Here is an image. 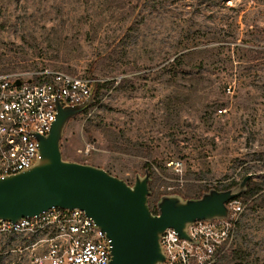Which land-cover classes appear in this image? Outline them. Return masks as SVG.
<instances>
[{
  "label": "rangeland",
  "instance_id": "rangeland-1",
  "mask_svg": "<svg viewBox=\"0 0 264 264\" xmlns=\"http://www.w3.org/2000/svg\"><path fill=\"white\" fill-rule=\"evenodd\" d=\"M42 69L101 84L64 160L188 199L250 175L215 264H264V0H0V74ZM35 244L0 235V264Z\"/></svg>",
  "mask_w": 264,
  "mask_h": 264
},
{
  "label": "water",
  "instance_id": "water-1",
  "mask_svg": "<svg viewBox=\"0 0 264 264\" xmlns=\"http://www.w3.org/2000/svg\"><path fill=\"white\" fill-rule=\"evenodd\" d=\"M93 91L94 85L88 98L78 105H63L55 99L56 115L50 130L35 136L38 157L34 164L0 179V221L15 223L38 217L53 207L78 209L93 220L100 236L110 241V264H159L165 258L160 237L166 229L189 240L188 225L228 219L227 203L246 193L250 175L234 187L210 189L195 199L163 195L153 214L148 205V169L143 176L136 174L133 184L128 185L99 167L64 160L60 146L66 126L93 104Z\"/></svg>",
  "mask_w": 264,
  "mask_h": 264
},
{
  "label": "built area",
  "instance_id": "built-area-1",
  "mask_svg": "<svg viewBox=\"0 0 264 264\" xmlns=\"http://www.w3.org/2000/svg\"><path fill=\"white\" fill-rule=\"evenodd\" d=\"M95 83L90 77L49 69L0 74V179L34 164L38 157L35 136L50 130L56 115L55 99L67 106L81 104ZM227 207V220L188 225L189 240L166 229L160 237L165 258L159 264H215L241 212L237 198ZM21 234L34 236L39 248L30 264H110L112 259L110 241L102 238L93 220L78 209L53 207L38 217L15 223L0 221V235Z\"/></svg>",
  "mask_w": 264,
  "mask_h": 264
},
{
  "label": "trees",
  "instance_id": "trees-1",
  "mask_svg": "<svg viewBox=\"0 0 264 264\" xmlns=\"http://www.w3.org/2000/svg\"><path fill=\"white\" fill-rule=\"evenodd\" d=\"M185 55H182L181 57H177V60L179 59H183ZM100 88H101V84L99 83H95L94 85V91H93V96H94V99L97 98V95L100 91ZM113 149V152H116V153H126V151L124 150V148L120 147V146H115V147H112ZM237 183H231L229 185H227L226 187H223V188H220V189H217V190H227L229 189L230 187L232 186H235ZM149 188H150V184H149ZM260 187L253 184L251 182V179L248 181L247 183V191L244 195H241L240 197L241 198H246L247 196H250L252 193H256L257 191H259ZM208 191V190H207ZM163 196L162 194H151L149 199H148V205H149V208L151 210V212L153 214H156L157 211H156V202L159 200V198ZM185 199H188V198H185Z\"/></svg>",
  "mask_w": 264,
  "mask_h": 264
}]
</instances>
